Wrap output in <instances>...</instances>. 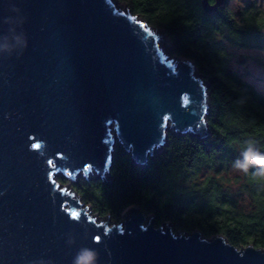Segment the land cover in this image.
<instances>
[{"label": "water", "instance_id": "95a60500", "mask_svg": "<svg viewBox=\"0 0 264 264\" xmlns=\"http://www.w3.org/2000/svg\"><path fill=\"white\" fill-rule=\"evenodd\" d=\"M218 5L202 2L207 13ZM125 7L0 0V264H72L84 246L99 264H264L253 244L175 234L136 206L117 225L97 222L68 188L76 176H105L117 145L144 166L169 132L210 134V86L195 63L169 59L167 36Z\"/></svg>", "mask_w": 264, "mask_h": 264}, {"label": "trees", "instance_id": "16d2710c", "mask_svg": "<svg viewBox=\"0 0 264 264\" xmlns=\"http://www.w3.org/2000/svg\"><path fill=\"white\" fill-rule=\"evenodd\" d=\"M121 1L134 16L164 30L174 56L195 63L197 76L210 86V134L201 139L169 132L166 146L144 166L117 145L107 178L93 173L76 176L74 192L95 215L110 216L115 222L123 220L127 208L136 206L153 217L156 227L169 225L175 234L199 230L206 239L222 235L237 248L253 244L264 249V178L252 175L253 169L246 174L245 190L253 200L248 214L238 211L235 200L213 177H207L205 185H188L200 168L220 166L226 171L240 157L247 139L255 140L264 152V97L228 70L225 48L214 38L224 28L203 29L191 23L196 9L190 1Z\"/></svg>", "mask_w": 264, "mask_h": 264}, {"label": "flooded vegetation", "instance_id": "af4514ba", "mask_svg": "<svg viewBox=\"0 0 264 264\" xmlns=\"http://www.w3.org/2000/svg\"><path fill=\"white\" fill-rule=\"evenodd\" d=\"M195 5L191 23L196 27L209 29L222 26V34L215 33L217 43L225 51H255L259 54L257 63L264 69V0H206L210 6L218 2L215 10L207 13L202 8L204 0H185ZM246 57L239 54L236 63L244 65ZM229 61V58H228ZM228 70L230 64H227ZM231 73V72H230ZM241 82H245L236 74Z\"/></svg>", "mask_w": 264, "mask_h": 264}, {"label": "rangeland", "instance_id": "374dc122", "mask_svg": "<svg viewBox=\"0 0 264 264\" xmlns=\"http://www.w3.org/2000/svg\"><path fill=\"white\" fill-rule=\"evenodd\" d=\"M115 4L120 7L122 10L126 11L125 3L121 0H115ZM264 5V3H263ZM127 6V5H126ZM128 7V6H127ZM129 9V8H128ZM130 10V9H129ZM130 13L133 15V13L130 10ZM138 20H141L140 18L136 17ZM157 29L161 30L165 35L163 29L161 28H154L152 27L153 31H156ZM167 36V35H166ZM168 38V36H167ZM169 39V38H168ZM159 44L162 48H165L164 41L162 39L159 40ZM166 53L169 55V59H172L173 54V46L171 48H166ZM227 58H229L228 64H230L229 69L232 74H236L245 83L251 85L255 91L264 97V69H261V65L257 63L258 60L263 59L259 58V54L255 51H235L228 50L227 52ZM243 54L247 59L245 61V64L242 66L238 63H236L238 55ZM196 177L193 178L188 185L190 184H201L205 185L204 180L207 177H213L216 180H218L224 187L223 190L228 191V193L231 195V197L235 200L237 203V209L240 213H250L251 210H253V200L251 196L248 194V192L245 190V187L247 186V178L246 174H243L241 172H238L234 170L231 167H229L226 171H224L223 168H220V166H216L215 168H200L198 172H196ZM220 178H223L224 180H220ZM65 181L69 180L64 179ZM68 183H61L63 186H66ZM73 184L69 183L68 188L73 189ZM93 213V212H92ZM94 214V213H93ZM98 216V215H97ZM105 217H99L96 219L97 222H101L102 220H105ZM120 222L109 220L108 226L117 225Z\"/></svg>", "mask_w": 264, "mask_h": 264}, {"label": "clouds", "instance_id": "9594fccd", "mask_svg": "<svg viewBox=\"0 0 264 264\" xmlns=\"http://www.w3.org/2000/svg\"><path fill=\"white\" fill-rule=\"evenodd\" d=\"M11 11L19 13L20 9L13 5ZM11 20H13L12 17H7L4 23L9 25ZM23 43L26 49V37ZM232 168L243 174H248L249 169H253L252 175L264 178V152L259 150L255 140L247 139L243 142L240 157L233 161ZM67 242L71 245L74 240L70 237ZM72 264H99V252L91 247H81L73 257Z\"/></svg>", "mask_w": 264, "mask_h": 264}, {"label": "snow or ice", "instance_id": "6c2138e0", "mask_svg": "<svg viewBox=\"0 0 264 264\" xmlns=\"http://www.w3.org/2000/svg\"><path fill=\"white\" fill-rule=\"evenodd\" d=\"M141 27H144L143 25H141ZM145 31L147 32L148 31V29L145 27ZM73 215V217L75 218V217H77L79 214L78 213H73L72 214Z\"/></svg>", "mask_w": 264, "mask_h": 264}]
</instances>
